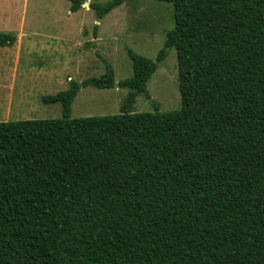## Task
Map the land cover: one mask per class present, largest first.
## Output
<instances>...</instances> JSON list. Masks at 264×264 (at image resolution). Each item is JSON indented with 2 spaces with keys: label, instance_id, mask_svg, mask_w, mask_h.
<instances>
[{
  "label": "trees",
  "instance_id": "1",
  "mask_svg": "<svg viewBox=\"0 0 264 264\" xmlns=\"http://www.w3.org/2000/svg\"><path fill=\"white\" fill-rule=\"evenodd\" d=\"M154 1L174 25L153 60L128 49L131 77L103 60L42 98L61 118L0 123V264H264V0ZM171 49L180 108L134 113ZM115 86L118 114L70 117L80 89Z\"/></svg>",
  "mask_w": 264,
  "mask_h": 264
},
{
  "label": "rangeland",
  "instance_id": "2",
  "mask_svg": "<svg viewBox=\"0 0 264 264\" xmlns=\"http://www.w3.org/2000/svg\"><path fill=\"white\" fill-rule=\"evenodd\" d=\"M80 1L88 7L72 13L68 0H0V32L16 37L12 47H0V123L61 118L60 105L44 104L43 97L66 91L71 81L100 77L103 60L112 66L115 83L131 77L126 51L153 60L174 25L172 4L128 0L97 20L90 5L108 0ZM178 82L171 49L147 84L150 99L139 96L133 112L155 114L154 104L159 113L178 110ZM126 94L117 86L82 88L70 117L116 115Z\"/></svg>",
  "mask_w": 264,
  "mask_h": 264
},
{
  "label": "water",
  "instance_id": "3",
  "mask_svg": "<svg viewBox=\"0 0 264 264\" xmlns=\"http://www.w3.org/2000/svg\"><path fill=\"white\" fill-rule=\"evenodd\" d=\"M88 3H83L81 6H83V7H88Z\"/></svg>",
  "mask_w": 264,
  "mask_h": 264
},
{
  "label": "crops",
  "instance_id": "4",
  "mask_svg": "<svg viewBox=\"0 0 264 264\" xmlns=\"http://www.w3.org/2000/svg\"><path fill=\"white\" fill-rule=\"evenodd\" d=\"M13 85H11V87H12ZM24 98H26V100L28 99V94L26 95V97H24Z\"/></svg>",
  "mask_w": 264,
  "mask_h": 264
}]
</instances>
